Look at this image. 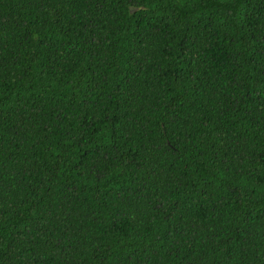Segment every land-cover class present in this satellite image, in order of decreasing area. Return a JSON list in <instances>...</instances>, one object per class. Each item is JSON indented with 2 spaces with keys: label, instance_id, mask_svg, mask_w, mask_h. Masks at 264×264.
Here are the masks:
<instances>
[{
  "label": "trees",
  "instance_id": "16d2710c",
  "mask_svg": "<svg viewBox=\"0 0 264 264\" xmlns=\"http://www.w3.org/2000/svg\"><path fill=\"white\" fill-rule=\"evenodd\" d=\"M0 264H264V0H0Z\"/></svg>",
  "mask_w": 264,
  "mask_h": 264
}]
</instances>
